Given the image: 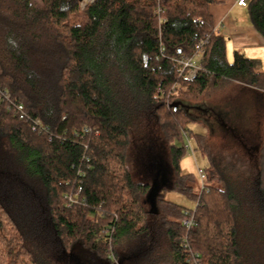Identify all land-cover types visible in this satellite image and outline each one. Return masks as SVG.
<instances>
[{"label": "trees", "instance_id": "trees-1", "mask_svg": "<svg viewBox=\"0 0 264 264\" xmlns=\"http://www.w3.org/2000/svg\"><path fill=\"white\" fill-rule=\"evenodd\" d=\"M214 2L95 0L81 15L79 0H0V92L49 128L34 131L0 102V159L22 170L23 186L33 179L42 187L39 206L0 201V264H50L41 251L77 245L109 263L194 264V252L201 264H240L242 196L255 198L264 219V138L249 147L231 136L224 150L189 125L203 123L191 114L201 110L233 130L217 108L227 112L238 84L249 89L255 122L239 129L258 131L264 73L238 52L229 62ZM247 11L264 38V0H250ZM201 44L196 78L181 79L177 61ZM175 84L180 99L170 95ZM140 133L168 154L172 179L161 189L159 179L134 175ZM185 135L209 163L202 193L197 175L182 170ZM80 188L79 203L69 206L68 195ZM171 192L199 201L201 217L188 233L182 220L190 208L167 200Z\"/></svg>", "mask_w": 264, "mask_h": 264}, {"label": "rangeland", "instance_id": "rangeland-1", "mask_svg": "<svg viewBox=\"0 0 264 264\" xmlns=\"http://www.w3.org/2000/svg\"><path fill=\"white\" fill-rule=\"evenodd\" d=\"M36 4L40 3V0H33ZM199 62V61H198ZM231 94L228 101L229 107L236 108L240 106L241 92L238 89L232 88ZM180 99L179 96L176 97ZM248 98V96H244ZM247 102L242 109L237 108L230 112L223 108H217V112L224 113L223 118L227 124L233 128V130L223 129L220 120L214 117L207 118L201 110H193L191 114L196 119H201L203 123H193L189 125L190 130L193 133L209 135L211 137L212 144L220 149L228 148V140L231 136L243 137V141L249 147L255 146L259 138H264V110H261L259 116L256 118L259 125H261L258 131L251 130L247 133L244 129H239L238 125L244 126L245 123L248 125H254V121H251L250 117V100L246 99ZM210 105V104H208ZM240 109V111H238ZM242 110V111H241ZM220 114V115H221ZM242 128V127H241ZM249 134V135H246ZM223 135L227 136V139L223 138ZM150 137H145L141 133L136 136L132 160H134V175L136 178L142 180H154L159 179L156 186L161 189L162 186L167 184V180L172 178V168L169 161L167 152L164 150L165 147L162 142L156 139L150 141ZM156 144H155V143ZM192 142V140H191ZM193 144V142H192ZM194 146V144H193ZM7 150V149H6ZM10 151H12L10 149ZM15 152V151H12ZM7 154V153H6ZM16 154V152H15ZM2 156H0L1 158ZM6 162L0 159V201L2 204L8 206H15L17 204H37L39 206L41 202L42 187L39 185L37 180L29 179L23 182L17 177L22 172L21 169H7ZM209 166L208 160L204 158L200 152H195L194 157L187 156L182 161V170L184 174L197 175V169H205ZM200 184L197 182L196 187ZM36 196L34 198L33 196ZM243 197V198H242ZM244 208L242 216L240 217L241 229L238 236V243L241 252L240 264H264V219L261 211L257 208V205L253 204L255 198L253 196L247 197L242 196ZM166 199L185 207H193V203H190L184 196L179 193H168ZM257 199V198H256ZM29 201H32L28 203ZM11 202V203H9ZM13 202V203H12ZM28 234L26 238L29 247H36L33 242H29ZM255 242V243H253ZM40 254V253H39ZM41 258L43 261L48 260L50 264H121L119 261H113L109 263L102 258L95 259L88 249H84L82 246H75L70 252L65 251L64 253L53 252L51 255L45 254L41 251Z\"/></svg>", "mask_w": 264, "mask_h": 264}, {"label": "built area", "instance_id": "built-area-1", "mask_svg": "<svg viewBox=\"0 0 264 264\" xmlns=\"http://www.w3.org/2000/svg\"><path fill=\"white\" fill-rule=\"evenodd\" d=\"M95 0H79L80 3V14L83 15L86 8L93 4ZM216 1V0H214ZM235 4L238 7L241 8H247L249 4V0H233ZM159 12V11H158ZM202 45L197 46V53L193 57H182L179 61H177L178 64V73L179 77L183 80L190 81L196 78L198 71L200 70L199 60L201 59L203 55L202 51ZM181 90V86L179 84H175L170 92V95L178 96L179 92ZM0 102L6 105L7 111L12 112L16 117H18L20 120L32 122L33 127L32 129L38 133H46L49 131V128L46 127L41 123L39 120H31V118L27 115L25 108L22 104L17 103L16 100H13L11 94L0 92ZM83 132L85 134H88L91 132V129L88 127H85L83 129ZM185 149L187 151V154L191 157H194L195 150L194 146L191 142V139L188 135H185ZM197 178L199 180L200 184V191L206 190V184H207V175L204 169L198 168L197 169ZM81 195V188L78 189L76 192L71 193L68 195L67 200L68 204H78L79 200L78 198ZM199 209V201L193 204V207L185 211V216L182 220V225L186 229L187 233L190 232L197 223V220L201 217V213L198 211ZM112 232L108 229H105L103 231V235H110ZM183 249L189 251L190 245L188 242V239L185 238L183 241ZM192 261L194 264H201V260L198 253L191 252Z\"/></svg>", "mask_w": 264, "mask_h": 264}, {"label": "crops", "instance_id": "crops-1", "mask_svg": "<svg viewBox=\"0 0 264 264\" xmlns=\"http://www.w3.org/2000/svg\"><path fill=\"white\" fill-rule=\"evenodd\" d=\"M210 12L216 32L226 40L229 62H233L234 53L238 52L253 62L256 73H264V38L252 26L247 8L238 7L233 0H216L210 6ZM237 87L241 92V104L238 107L236 105L235 109L226 108L228 112L240 107L242 109L249 98L248 88L238 84ZM246 95L248 98H244Z\"/></svg>", "mask_w": 264, "mask_h": 264}]
</instances>
